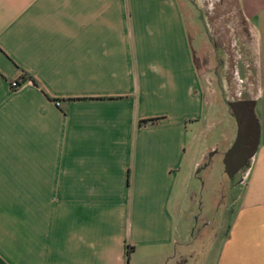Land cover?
I'll use <instances>...</instances> for the list:
<instances>
[{
  "label": "crops",
  "instance_id": "crops-1",
  "mask_svg": "<svg viewBox=\"0 0 264 264\" xmlns=\"http://www.w3.org/2000/svg\"><path fill=\"white\" fill-rule=\"evenodd\" d=\"M184 4L0 0V264H177L207 118ZM231 10L212 19L217 78L253 102L258 141L204 264H264V0Z\"/></svg>",
  "mask_w": 264,
  "mask_h": 264
},
{
  "label": "rangeland",
  "instance_id": "rangeland-1",
  "mask_svg": "<svg viewBox=\"0 0 264 264\" xmlns=\"http://www.w3.org/2000/svg\"><path fill=\"white\" fill-rule=\"evenodd\" d=\"M183 1L189 31L194 37L197 66L203 76L207 118L201 124L198 136L194 141L189 140L187 146L185 165H188V180L180 201L184 203L183 217L186 222L177 219V225L182 224L187 230L183 235L187 244L177 249V264H204L209 252L215 251L222 238L239 190L233 186L238 176L229 179L223 171L222 154L236 137L237 125L224 105L232 98V91L219 87V80L224 75L220 74L217 78L219 57L215 46L220 40H216L212 32L216 28L212 26L215 22L212 19L219 16L223 24L225 19L230 18L235 0H190L194 1L193 4ZM207 1H219L224 4L225 10H218L214 5L211 11H205ZM200 11L202 15L199 17ZM201 32V38L196 42L195 35ZM219 33L221 37L222 32ZM225 77L230 81L229 86L232 85L231 75ZM185 192H189L187 200Z\"/></svg>",
  "mask_w": 264,
  "mask_h": 264
},
{
  "label": "trees",
  "instance_id": "trees-1",
  "mask_svg": "<svg viewBox=\"0 0 264 264\" xmlns=\"http://www.w3.org/2000/svg\"><path fill=\"white\" fill-rule=\"evenodd\" d=\"M228 107L237 125L236 137L223 156V171L231 178L245 170L254 154L258 141V121L252 101H230Z\"/></svg>",
  "mask_w": 264,
  "mask_h": 264
},
{
  "label": "built area",
  "instance_id": "built-area-1",
  "mask_svg": "<svg viewBox=\"0 0 264 264\" xmlns=\"http://www.w3.org/2000/svg\"><path fill=\"white\" fill-rule=\"evenodd\" d=\"M11 87H12V88H16V87H18L17 82H16V81H15V82H12V83H11Z\"/></svg>",
  "mask_w": 264,
  "mask_h": 264
}]
</instances>
